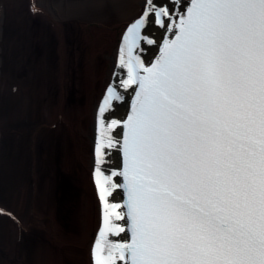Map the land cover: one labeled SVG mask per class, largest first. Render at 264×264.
Segmentation results:
<instances>
[{
  "label": "snow or ice",
  "instance_id": "obj_1",
  "mask_svg": "<svg viewBox=\"0 0 264 264\" xmlns=\"http://www.w3.org/2000/svg\"><path fill=\"white\" fill-rule=\"evenodd\" d=\"M111 48L88 264H264V0H137Z\"/></svg>",
  "mask_w": 264,
  "mask_h": 264
},
{
  "label": "rangeland",
  "instance_id": "obj_2",
  "mask_svg": "<svg viewBox=\"0 0 264 264\" xmlns=\"http://www.w3.org/2000/svg\"><path fill=\"white\" fill-rule=\"evenodd\" d=\"M89 7L85 6L80 13L75 14L78 19H75L76 17L65 19L62 24L63 34L67 35L69 51L67 55L69 59L65 61L66 71H69L71 76L64 84V88L69 101L67 106L72 107L69 108L71 115L75 108L73 106L86 97L85 91L81 88V64L79 61L76 64L74 54L80 48L81 22L83 23L81 16L84 17L91 10ZM27 9L26 0H3V7L0 8V45L3 48L2 67H4V69L1 67L3 71L0 72L2 75L0 79L1 83L5 84L3 92L0 93V158H2L0 204L6 207L10 205L9 208L16 212L22 225L18 227L10 223L7 218H0V264H49L47 258L50 259L51 255L56 256V259L62 258L63 264H74L68 255L70 250L65 246L58 248L53 242H49L45 229L38 228L37 220L38 213L54 211V217L60 228L62 226L65 233L70 232L72 201L80 197L76 170L81 169L80 165L73 166V161L70 159L68 161L72 166L69 168L66 166L68 164L66 154L70 153L68 157L70 158L73 153V140L66 133L64 125V129L56 136L44 133L45 127L39 131L37 129L39 124L43 125L48 114L37 113L29 118L25 103L18 98V95L10 94L12 91L10 84H15V78L13 75H7L11 73L6 68H11L12 73L16 70L13 68H18L17 72H24V76L19 75V81L28 80L31 89L39 83L53 92L57 90V82H59L54 75L58 67L56 50H52L58 41L55 36L57 34L46 18L39 14L31 15ZM29 17H34V20L31 18V21H27ZM24 20L29 26H25ZM25 27L28 28L24 29ZM21 35H25V42L21 41ZM48 42L51 49L46 51L44 64L39 63L38 79L29 77L31 72L32 74L38 72L37 66L34 70L30 66L35 63V57L36 60H41L44 53L43 45ZM25 47L35 50V53L26 51ZM20 53H23L22 63H19ZM103 62L104 57L99 58L98 71L104 66ZM42 100L38 101L40 108L41 103L47 101V98L44 96ZM32 141L35 144L34 148L31 145ZM8 152L9 154L6 155Z\"/></svg>",
  "mask_w": 264,
  "mask_h": 264
},
{
  "label": "bare ground",
  "instance_id": "obj_3",
  "mask_svg": "<svg viewBox=\"0 0 264 264\" xmlns=\"http://www.w3.org/2000/svg\"><path fill=\"white\" fill-rule=\"evenodd\" d=\"M26 3H28L29 6L30 4L32 5L30 9L35 7V13H39V15L46 18L51 24L52 30L57 34L55 36L58 38V41L54 47H52V50H56L58 67L55 69L54 75L59 79V82H57V87L54 86L57 90L53 92L56 93L48 91L39 83H36L35 87L32 86L33 89H31L28 80L19 81V75L24 76V72H17L18 68H13L16 70H12V73L10 70L11 68H6V70L11 73L7 75H13L15 78V84H10L12 90L10 94L15 96L18 95V98L25 103V109L29 112V118L31 116L34 117L37 113L48 114V117L43 121V125L40 126L39 124L37 128L39 131L45 127L43 130L44 133L56 136V134H59L60 131L64 129L63 125L65 126L66 133L70 135L73 140V153L70 155V158H68L70 153L66 154V161L70 159V161H73V166L80 165L81 167V169L79 168L76 170V176H78L79 180L77 184L80 188V197L72 201L70 209L72 226L69 230L70 232L65 233L62 226L60 228L54 217V211L45 214H37V220L39 222L38 228L42 227L45 229L49 242H53L58 248L65 246L67 250H70L68 255L71 257L72 263L88 264L89 257L87 250L83 246V236L84 233L90 231L92 227L89 220V205L94 195L90 177L94 140L92 115L94 97L99 91L102 73L111 55V45L116 39L118 26L135 14L137 10V0H26ZM85 6H90L89 8L91 10L84 17L81 16L83 23L81 22L80 48L78 52L74 54V57L76 64L78 61L81 64V88L85 91L86 97L83 101H78L76 106H73L75 108L73 109V115H71L69 111L70 107L67 106L69 101H67L66 89L64 88V84L71 77L69 76V71H66L67 64L65 62L69 59V56H67L69 51L67 50V35L63 34L64 27L62 24L65 19H73V17L78 19V16L75 14L80 13L81 9ZM35 13L31 12V15H36ZM31 18L34 20V17H29L26 20L31 21ZM27 21L25 26H29ZM27 28L25 27L24 29ZM38 36L36 38H38ZM25 40V35H21V41L25 42ZM43 48L44 53L40 58L41 60H36L35 57V63L33 62L30 66L32 70H34L35 66L38 68L37 73L32 74L33 72H31L29 75L31 78L38 79L40 75L39 63L43 62L45 59L46 51L51 49L49 42L47 44L44 43ZM24 49H26V51L28 50V52L35 53L33 49L27 47ZM2 52L3 48L2 45H0V72L2 68L4 69V67H2ZM22 55L23 53L19 54V63L24 61ZM102 57H104V66L98 71L97 64L99 58ZM8 58L11 57L8 56ZM1 76L0 73V77ZM9 79L11 78L9 77ZM1 82L0 79V93L3 92L2 89L5 87V84ZM18 83H20V85H18ZM7 88L9 89L8 86ZM20 95L22 97H20ZM44 96L47 98L48 102L45 101L41 103L42 106L40 108L38 101L40 99L42 100V98L44 99ZM37 98H39V100H37ZM31 145L34 148V141H32ZM8 154L9 152L6 155ZM1 159L2 158H0V161ZM1 163L0 166H2ZM66 166L69 168L72 165L68 161ZM2 205L3 204H0V207H2ZM9 207H6V209L11 210ZM49 257L51 258H47V263L63 264L62 258L59 259L57 257L56 259V256L53 257V255Z\"/></svg>",
  "mask_w": 264,
  "mask_h": 264
}]
</instances>
